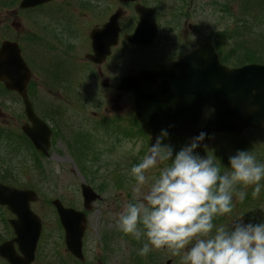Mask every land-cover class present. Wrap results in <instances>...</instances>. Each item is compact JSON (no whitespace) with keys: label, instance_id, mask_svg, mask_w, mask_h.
Masks as SVG:
<instances>
[{"label":"rangeland","instance_id":"1","mask_svg":"<svg viewBox=\"0 0 264 264\" xmlns=\"http://www.w3.org/2000/svg\"><path fill=\"white\" fill-rule=\"evenodd\" d=\"M1 1L6 2V0ZM67 1L68 2H66V0H54L51 3L52 7L50 8L48 6L45 9L35 11L33 13H22V15L18 14L17 16L16 9L0 10V37H3L1 39H8L9 37L14 38L13 40H16L20 44L24 57L33 65V84H37L36 91L40 92L36 98V102L38 103L36 108L40 113L47 116H52L49 110L54 111L53 113H56L63 108L64 104L65 106L68 105L70 108L75 106L77 110H80L84 104L83 94H91L89 91H83L80 98L76 100L78 92L74 80L72 78L69 79L68 72L65 68L64 73L61 74L60 69L63 67L57 66H60L64 62L70 66L72 62L76 61L73 60V57L76 55H81L82 61L84 60V55L87 53V47L85 48L84 45V41L87 42V32L84 30L93 26L96 17L99 18L97 22H99L102 17L105 19L104 14L106 10L111 8V5L116 4V0ZM150 3L154 4L152 0ZM194 3L198 9L200 8L199 14L194 15V23H197V31L194 32L192 38L188 37V35L187 38L188 40L191 39L192 42L194 39V43L196 44V42L200 43L202 39H204V36L209 35L212 31L211 28L206 26L208 25L207 19L209 15L214 16L210 18L212 21L213 18L218 17V15L211 8L206 7V9L203 11V8H201L202 4L199 5V3L195 0ZM156 6L159 7V4H156ZM171 7L172 6L170 4L166 11L171 12ZM118 9L119 7L117 6V10ZM45 11L46 13L42 14ZM196 11L197 8L195 12ZM51 15H61V22L59 20L56 21L57 18L51 17ZM219 17V27L221 29L225 28L227 24L231 22V18L229 16L225 17L223 20H221V14H219ZM254 21H257V19ZM35 23H41V25L45 27V31ZM189 23L190 21H187L181 28H176L174 31H172L171 35H165L163 38L161 37V34H159L161 40L156 44L157 47H153L152 51H144L139 54L136 52V50H127L124 54L125 57L127 60L137 59L141 62H145V60L151 56L153 61L152 64H156L159 56L163 54V49L161 47L171 48L173 46V44L170 45L171 42H176L175 36L180 35L183 37L184 31H186L185 28H187ZM223 24H226L225 27L222 26ZM77 25L79 26V29L77 28ZM162 25L164 27V24ZM80 28L83 29V35L78 38L80 32L79 30H81ZM78 42H80V44H77ZM250 47V50L253 48L255 51L260 50V47ZM54 72H57L58 77L54 74ZM49 79H54L58 83L62 84L65 93H69L71 91L73 93L71 100L67 101L66 98L63 100L57 91L45 89L46 81ZM77 84H80L79 78ZM2 98L4 105H8L10 107L12 103L10 97L2 96ZM110 99L111 100L108 109L113 110V113H122L124 108L121 104L120 97L116 95V97ZM87 103L90 105L85 107L87 112L90 113L94 111L89 109H95L93 107V105H96L95 98L88 97ZM262 134L263 133H257L252 136L260 137ZM249 136V134L243 135V137L248 140ZM6 140H8L7 137L0 136V162L4 165L5 169L8 172L14 173L18 178L16 180L24 183V185L32 186L37 182L42 184L39 190L43 196L40 195L41 202H38L34 206V209L43 222V234L39 243L37 259L34 264H70V259H68L65 255L66 251L63 245L62 235L57 224L55 214L49 206L48 198L61 197V193H63L64 189H66L67 191H65V193L67 195L68 202L71 204H77L78 197H75L74 195V177L79 181H83L85 179L80 174V170L77 168V166H75L74 156L65 153L63 146L58 144L52 151V158L48 160L49 162L53 163L50 167L52 174L49 175L48 172L46 173L51 181L48 180L44 183L42 178L39 176L41 175L42 169H37L34 167L33 170L31 167L22 164V160L27 162L29 157L24 150H20L18 154L15 155L16 160L14 158H10V146L9 143L4 142ZM109 143H111V140ZM139 145V143L136 145L122 143L120 146H117L118 148L115 154H104L101 160L103 163L102 167H100L101 174H103V172L111 171L113 166H126L130 160V157L136 155ZM6 152H8V155ZM42 163L43 168H47L45 162ZM132 163L133 161L131 162L130 166ZM89 166L90 168L93 166V169H96V166L91 163H89ZM56 176H62L64 178V182L58 181V178H52H55ZM152 179H154V177H149V180ZM135 182V178L130 173L128 177L119 180V183L123 189L119 190L116 188V193L118 195H128L129 198H131V189L134 188ZM48 185L50 186V189H47ZM147 187L148 185L145 186V191L147 190ZM134 196L135 199H137L135 193ZM117 198L120 197H115V199ZM119 201V205H114L111 198H104L101 202H95L92 205L89 214V225L87 228V242L85 243L86 254H95L97 252L95 249H100V245L102 243L101 230L115 227L119 215L126 207V198H122ZM7 232L8 231L6 229L5 223L2 222V219H0V237H6ZM143 243L146 242L143 241ZM114 250L119 254L128 253L126 243L116 242L114 244ZM149 254H152L155 258H157V261H160L164 264L167 261H170V264H183L181 256H173L172 252L166 248L152 249ZM107 262L108 264H125L124 261L121 263L116 261V259H113L112 262L107 260Z\"/></svg>","mask_w":264,"mask_h":264},{"label":"clouds","instance_id":"2","mask_svg":"<svg viewBox=\"0 0 264 264\" xmlns=\"http://www.w3.org/2000/svg\"><path fill=\"white\" fill-rule=\"evenodd\" d=\"M167 135L162 131L131 169L137 199L119 215L120 230L138 241L146 237L141 256L166 248L181 256L183 264H264V222L245 224L241 217L228 225L213 223L232 213L234 195L244 201L247 193L238 186H254L252 196L259 197L264 164L252 151L241 150L229 157L230 168L222 172L216 158L196 152L204 133L179 151L164 143ZM160 164L164 167L149 184L146 173Z\"/></svg>","mask_w":264,"mask_h":264},{"label":"water","instance_id":"3","mask_svg":"<svg viewBox=\"0 0 264 264\" xmlns=\"http://www.w3.org/2000/svg\"><path fill=\"white\" fill-rule=\"evenodd\" d=\"M48 1L28 0L27 7ZM115 18L116 16L111 19L108 35L113 41L116 40L117 32L114 25ZM145 18L141 19L139 32L129 38L131 42L147 45L152 41L155 35L154 26L151 20ZM106 28L107 26L103 33L106 32ZM93 35L94 33L91 37ZM142 38L145 41H141ZM95 46L97 47V42ZM106 54L104 47L96 56L103 58ZM186 65H193L197 70L192 68L194 74H189L187 70L182 76L174 74L175 71H182ZM0 81L7 89L17 91L23 97L27 107L25 114L34 128V130L25 128V133L35 142L34 132L44 128L26 101L27 73L14 44L3 43L0 46ZM194 83L201 87L200 91L196 88L191 90L190 86ZM123 89L132 90L137 96L136 115L148 134H161L166 130L169 136L197 137L198 134L192 129L184 133H180V129L182 123L190 118L196 120V114L204 105L211 106L215 110L216 117V121L202 132L205 138L217 130L238 133L243 128H255L264 123V66L249 65L238 69H227L218 63L209 44L199 45L188 58L185 57L168 69L140 72ZM44 135L46 138L47 134ZM34 200L35 196L32 192H17L0 186V204L7 206L17 217V220L11 221L17 238L0 245V257L8 264H30L33 261L41 228L39 220L29 210V202ZM53 205L65 227L68 250L76 258H81V238L84 231L83 225L81 226V223H84L82 215L63 210L57 202H53ZM13 243L18 245L22 257L15 254Z\"/></svg>","mask_w":264,"mask_h":264},{"label":"trees","instance_id":"4","mask_svg":"<svg viewBox=\"0 0 264 264\" xmlns=\"http://www.w3.org/2000/svg\"><path fill=\"white\" fill-rule=\"evenodd\" d=\"M242 1L248 4L250 0ZM211 4L217 3L212 1ZM259 9L264 13V9L260 7ZM219 24L220 23L213 25V30L210 33L211 36H208L209 41L213 43L219 52H221L227 58L235 57L240 62V64L264 63V51H255L248 48L251 44L261 47V45L264 43V15H261V18H257V21L251 20L248 23L242 21L239 28L241 31L238 29V31L233 30L229 33L228 30L221 29ZM250 29H254V32H258V34L248 33ZM212 36L214 39H212ZM227 38H232L230 44H228ZM148 258L150 257L148 256Z\"/></svg>","mask_w":264,"mask_h":264},{"label":"flooded vegetation","instance_id":"5","mask_svg":"<svg viewBox=\"0 0 264 264\" xmlns=\"http://www.w3.org/2000/svg\"><path fill=\"white\" fill-rule=\"evenodd\" d=\"M108 70H111V68H109ZM129 71H130V70H129ZM98 73H99L100 76H103L102 72H100L99 69H98ZM254 201H255V202H258V199L255 198ZM258 206H261V207H256V208H255L256 210L259 209V208H262V209L264 210V206H263V205H258ZM255 209H254V210H255Z\"/></svg>","mask_w":264,"mask_h":264}]
</instances>
